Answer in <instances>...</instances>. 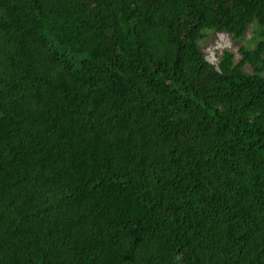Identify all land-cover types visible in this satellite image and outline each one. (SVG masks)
<instances>
[{"label": "trees", "instance_id": "1", "mask_svg": "<svg viewBox=\"0 0 264 264\" xmlns=\"http://www.w3.org/2000/svg\"><path fill=\"white\" fill-rule=\"evenodd\" d=\"M0 264H264V0H0Z\"/></svg>", "mask_w": 264, "mask_h": 264}, {"label": "rangeland", "instance_id": "2", "mask_svg": "<svg viewBox=\"0 0 264 264\" xmlns=\"http://www.w3.org/2000/svg\"><path fill=\"white\" fill-rule=\"evenodd\" d=\"M251 34L252 32L249 31L246 37L249 38ZM239 46L240 43L236 42L231 35L222 32L214 33L201 42V50L206 58L215 62H218V56L224 49L232 50L238 58L240 56L238 52Z\"/></svg>", "mask_w": 264, "mask_h": 264}, {"label": "clouds", "instance_id": "3", "mask_svg": "<svg viewBox=\"0 0 264 264\" xmlns=\"http://www.w3.org/2000/svg\"><path fill=\"white\" fill-rule=\"evenodd\" d=\"M222 33H224V32H222ZM219 61V60H218ZM212 62H215V61H212Z\"/></svg>", "mask_w": 264, "mask_h": 264}]
</instances>
